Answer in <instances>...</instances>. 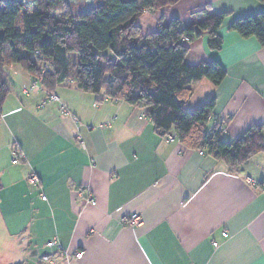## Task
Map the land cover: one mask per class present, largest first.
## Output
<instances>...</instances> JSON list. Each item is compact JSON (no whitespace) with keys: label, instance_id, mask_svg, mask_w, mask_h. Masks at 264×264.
<instances>
[{"label":"crops","instance_id":"1","mask_svg":"<svg viewBox=\"0 0 264 264\" xmlns=\"http://www.w3.org/2000/svg\"><path fill=\"white\" fill-rule=\"evenodd\" d=\"M206 8L228 13L222 47L210 49L203 33L186 60L216 61L227 76L219 86L194 83L187 107L214 99L207 126L222 124L223 138L233 140L264 123V47L229 27L264 3L180 0L144 12L138 25L147 34L173 18L187 24ZM19 73L11 74L16 92L0 123V264H45L52 238L70 255L83 252L58 264H264V153L232 171L178 138L167 142L141 106L75 82L49 92L40 78ZM135 213L142 223L129 226Z\"/></svg>","mask_w":264,"mask_h":264},{"label":"trees","instance_id":"2","mask_svg":"<svg viewBox=\"0 0 264 264\" xmlns=\"http://www.w3.org/2000/svg\"><path fill=\"white\" fill-rule=\"evenodd\" d=\"M178 1L99 0L94 8L67 0L0 2V123L8 96L16 92L5 67L17 64L40 78L49 92L75 82L85 92L141 106L162 136L175 132L186 147L223 159L232 171H239L254 155L264 153V123L226 140L222 124L207 126L214 99L194 110L187 107L194 83L206 78L219 86L227 76L216 61L189 64L186 57L190 44L203 33L210 49H221L218 31L228 13L206 8L187 24L173 18L147 34L138 25L144 12ZM30 4L36 6L32 12ZM229 30L244 39L256 38L264 47V11L234 20Z\"/></svg>","mask_w":264,"mask_h":264},{"label":"built area","instance_id":"3","mask_svg":"<svg viewBox=\"0 0 264 264\" xmlns=\"http://www.w3.org/2000/svg\"><path fill=\"white\" fill-rule=\"evenodd\" d=\"M184 42H189V38L185 37ZM51 98L58 99V96L56 94H52ZM164 137L167 142L174 141L178 138L175 132H171ZM12 162L14 164L19 162L16 151L13 152ZM29 182L35 186H38L39 185L38 176L31 175L29 178ZM247 182L252 186H259V184L255 182L252 178L248 177ZM42 198L46 200L45 195H43ZM126 221L129 226H138L142 223V217L140 214L135 213V214H132ZM226 235L227 234L224 233V236ZM214 245L217 246V243H214ZM46 248H47V251L41 256V260L45 264H58L60 260L68 261L71 258L81 259L83 257V252H80V251L76 252L74 255H70L66 250L63 249L61 243L56 238L50 239L46 243Z\"/></svg>","mask_w":264,"mask_h":264},{"label":"water","instance_id":"4","mask_svg":"<svg viewBox=\"0 0 264 264\" xmlns=\"http://www.w3.org/2000/svg\"><path fill=\"white\" fill-rule=\"evenodd\" d=\"M29 1L32 0H0V2L2 3H11V2H15V3H27ZM99 0H67V2L71 5L74 6H79V5H87L89 7L94 8L96 6V3Z\"/></svg>","mask_w":264,"mask_h":264},{"label":"rangeland","instance_id":"5","mask_svg":"<svg viewBox=\"0 0 264 264\" xmlns=\"http://www.w3.org/2000/svg\"><path fill=\"white\" fill-rule=\"evenodd\" d=\"M27 8L30 10V12H32L33 10H35L36 6L35 5H27ZM6 70V74L13 79V76H11V74H20L19 72H24V70L22 69V67L20 65L17 64H7V66L5 67ZM14 85L17 86V84L14 82Z\"/></svg>","mask_w":264,"mask_h":264}]
</instances>
